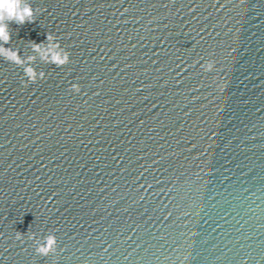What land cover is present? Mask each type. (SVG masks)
Instances as JSON below:
<instances>
[{
  "label": "water",
  "instance_id": "water-1",
  "mask_svg": "<svg viewBox=\"0 0 264 264\" xmlns=\"http://www.w3.org/2000/svg\"><path fill=\"white\" fill-rule=\"evenodd\" d=\"M27 2L3 47L45 78L0 55V264H264V0Z\"/></svg>",
  "mask_w": 264,
  "mask_h": 264
},
{
  "label": "clouds",
  "instance_id": "clouds-1",
  "mask_svg": "<svg viewBox=\"0 0 264 264\" xmlns=\"http://www.w3.org/2000/svg\"><path fill=\"white\" fill-rule=\"evenodd\" d=\"M35 21V10L32 4L27 0H0V55L10 59L13 63L20 65L23 68V74L28 82H35L37 79L45 78L43 71H37L31 66L32 62L36 61L37 56H29L27 64L22 60L16 52L3 47V44L8 43L10 40L9 26L11 23L16 25H24ZM32 50L36 53L39 59L45 64H54L57 67H62L69 63V53L65 51L57 37L51 33L46 35V42L33 43ZM205 72L214 70V61H207L201 65ZM71 90L79 93L80 87L78 84H71ZM19 238V236H17ZM35 251L39 255H48L54 252L56 246V237L49 235L40 241L35 240Z\"/></svg>",
  "mask_w": 264,
  "mask_h": 264
}]
</instances>
